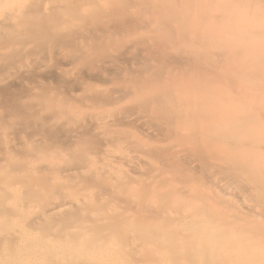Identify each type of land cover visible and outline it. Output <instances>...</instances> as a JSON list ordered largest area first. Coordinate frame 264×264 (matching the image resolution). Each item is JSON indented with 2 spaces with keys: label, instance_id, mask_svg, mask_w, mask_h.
<instances>
[{
  "label": "bare ground",
  "instance_id": "1",
  "mask_svg": "<svg viewBox=\"0 0 264 264\" xmlns=\"http://www.w3.org/2000/svg\"><path fill=\"white\" fill-rule=\"evenodd\" d=\"M256 250L264 0H0V264Z\"/></svg>",
  "mask_w": 264,
  "mask_h": 264
},
{
  "label": "rangeland",
  "instance_id": "2",
  "mask_svg": "<svg viewBox=\"0 0 264 264\" xmlns=\"http://www.w3.org/2000/svg\"><path fill=\"white\" fill-rule=\"evenodd\" d=\"M14 135H15V134H13V135L11 134V137L13 136V138H14V140H15V139L17 138V136H15V137H16V138H15ZM100 136H101V137H100ZM100 136H99V138H101V139H102L101 141L103 142V141H104V140H103V135H100ZM7 137H8V136H7ZM8 138H10V137H8ZM8 138H7L6 140H8ZM13 138H12V139H13ZM104 139H105V138H104ZM10 140H11V138H10ZM6 142H7V143H6ZM6 142L1 141V143L3 144V145H2V146H3L2 148H4V149H7V146H6V145H8V143H9L8 141H6ZM4 143H5V145H4ZM22 192H23V191H22L21 189H19V190L17 191V194H16L17 196H15V200H16V206H17V209H18V210H21V213H24V210H22L23 205H22V203L19 201L20 198H24V196H25V195L22 194ZM18 204H19V205H18ZM21 213H20V215H21ZM20 215H19V216H20ZM17 217H18V216H17ZM15 218H16V217H15ZM16 220H17L16 225H17V226H20V221H18L17 218H16ZM254 252H255V253L257 252V254H259V253L263 254V257L261 256V258H260V256H258V257L260 258L261 261H259V260H258L259 258L257 257V258H258V259H257L258 262L256 261V262H251V263H252V264H264V251H263V252H259L258 250H256V251H254ZM258 252H259V253H258ZM255 253H254V255H257V254H255ZM252 254H253V253H252ZM253 259H256V258H253Z\"/></svg>",
  "mask_w": 264,
  "mask_h": 264
}]
</instances>
